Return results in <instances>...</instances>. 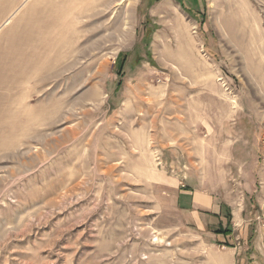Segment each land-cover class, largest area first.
<instances>
[{"label":"rangeland","instance_id":"rangeland-1","mask_svg":"<svg viewBox=\"0 0 264 264\" xmlns=\"http://www.w3.org/2000/svg\"><path fill=\"white\" fill-rule=\"evenodd\" d=\"M50 1L0 0V264H264V0Z\"/></svg>","mask_w":264,"mask_h":264},{"label":"crops","instance_id":"crops-1","mask_svg":"<svg viewBox=\"0 0 264 264\" xmlns=\"http://www.w3.org/2000/svg\"><path fill=\"white\" fill-rule=\"evenodd\" d=\"M257 44V42H255ZM244 126L245 135L248 134L249 137L246 138L247 141L251 140L252 136L255 137L254 126L262 124L259 119H253V117H248L240 122ZM250 126H253L251 129ZM251 132L253 133L251 136ZM177 204L182 208V210L189 214L192 220L198 225H203L201 220L204 217H209L210 213L213 214L215 219H223L221 214V206L217 203L216 198L210 194L207 190H187L180 189L177 194ZM227 225V222H219V225ZM219 236L222 234H218ZM223 236V235H222Z\"/></svg>","mask_w":264,"mask_h":264},{"label":"bare ground","instance_id":"bare-ground-1","mask_svg":"<svg viewBox=\"0 0 264 264\" xmlns=\"http://www.w3.org/2000/svg\"><path fill=\"white\" fill-rule=\"evenodd\" d=\"M63 1V4H65V0H62ZM59 6H61V0H52V1H50L49 2V4L46 6V12H47V14H48V16L49 15H52V14H60V10H58V7ZM67 6V5H66ZM53 16V15H52ZM68 23H70V22H68ZM121 29V28H120ZM121 33H123V32H121ZM64 43H66V42H64ZM64 45V44H63ZM62 46V45H61ZM60 46V47H61ZM66 46H68V45H66ZM66 46H64L65 48H66ZM63 48V47H62ZM64 48V49H65ZM67 49L69 50V49H72L70 46L69 47H67ZM66 49V50H67ZM56 61H57V59H56ZM58 62V61H57Z\"/></svg>","mask_w":264,"mask_h":264},{"label":"trees","instance_id":"trees-1","mask_svg":"<svg viewBox=\"0 0 264 264\" xmlns=\"http://www.w3.org/2000/svg\"><path fill=\"white\" fill-rule=\"evenodd\" d=\"M227 218V225L223 227L222 224L218 226V228L215 230V233L217 234H222L223 236H229L232 234L233 229H232V217L230 214L226 215Z\"/></svg>","mask_w":264,"mask_h":264}]
</instances>
